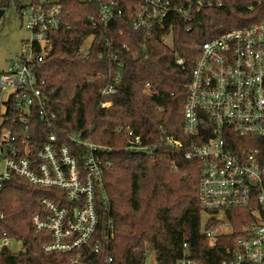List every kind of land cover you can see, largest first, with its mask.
Segmentation results:
<instances>
[{
	"label": "built area",
	"instance_id": "2783aa9c",
	"mask_svg": "<svg viewBox=\"0 0 264 264\" xmlns=\"http://www.w3.org/2000/svg\"><path fill=\"white\" fill-rule=\"evenodd\" d=\"M97 1L101 7L99 16L91 19L94 25L108 28L128 9L132 12L133 30L143 32L145 39L163 32V42L171 49L179 19L189 21L206 8L222 6V0ZM262 6L264 11V0ZM20 14L29 36L0 77V88L11 90L4 108L0 106V221L6 218V185L16 177L24 178L53 191L41 199V209L32 217L45 253L67 255L69 261L65 264H88L89 251L93 250L96 254H109L105 263L111 264L115 220L110 217L105 228H100V207L109 203L105 175L113 165L110 157L114 148L94 142L82 132L43 135L32 131L35 116L47 127L57 122V115L48 110L47 79L41 67L51 34L64 28L63 5L60 0H31L23 5ZM88 38L92 41L84 50ZM88 38L80 49L84 55L90 54L96 34ZM167 38H171L172 46L166 43ZM108 42L112 45L113 38H108ZM113 58L119 57L114 54ZM176 63L183 65L184 59L178 57ZM120 80L117 74L114 83L103 89V95L114 94ZM187 88L185 143L175 136L162 135L160 142L150 147L128 128L124 149L152 153L167 145L177 150L185 148L188 159H200L201 206L204 211L215 213L211 215L222 213L227 220L210 219L205 229L202 227V235L213 239L234 234L229 212L247 211L249 219L226 247L227 258L222 264H264L263 156L260 149L235 150L231 141L234 135L264 139V14L260 22L232 27L205 41ZM146 91L152 96L158 94L151 84H147ZM110 105L105 102L102 107ZM211 220L218 224L209 227ZM15 241L18 240L8 231L0 229V251ZM183 247L185 254L176 264H200L189 257L188 244Z\"/></svg>",
	"mask_w": 264,
	"mask_h": 264
},
{
	"label": "trees",
	"instance_id": "16d2710c",
	"mask_svg": "<svg viewBox=\"0 0 264 264\" xmlns=\"http://www.w3.org/2000/svg\"><path fill=\"white\" fill-rule=\"evenodd\" d=\"M64 9V28L51 34L49 49L41 71L47 79L45 93L48 110L57 115L53 127L35 116L33 133L67 135L82 132L92 141L114 148L112 167L105 175L109 203L100 207V228L110 217L115 220V239L111 242V264H144L145 253L153 247L157 264H176L188 254L200 264H222L226 247L238 236L249 219L247 211L229 212L234 234L207 239L202 235L200 174L203 162L186 158V149L160 146L155 152H131L127 129L152 147L162 135L175 136L185 143L184 110L188 84L202 44L232 27L249 26L263 19V0H222L198 13L192 20L179 19L174 30V49L163 42V32L145 39L133 30L130 10L110 27L94 25L101 4L97 0H60ZM12 0H0V9ZM23 5L19 4V11ZM190 27V31L187 28ZM96 34L91 52L80 49ZM108 38H113L110 45ZM118 55V60L113 55ZM181 57L184 64L176 63ZM121 80L114 94L102 91ZM147 84L158 90L149 95ZM110 102L108 107H102ZM120 129V130H119ZM163 130L165 134H163ZM235 150L260 149L264 164V139L233 136ZM36 144L35 146H37ZM53 191L16 177L3 192L6 218L1 231L23 241L25 248L0 251V264H65V254H47L40 244L41 234L32 225L41 199ZM215 214L214 212H208ZM218 224L211 220L209 227ZM109 254L89 251L88 264H106Z\"/></svg>",
	"mask_w": 264,
	"mask_h": 264
},
{
	"label": "rangeland",
	"instance_id": "374dc122",
	"mask_svg": "<svg viewBox=\"0 0 264 264\" xmlns=\"http://www.w3.org/2000/svg\"><path fill=\"white\" fill-rule=\"evenodd\" d=\"M31 0H12L11 6L7 8L5 14L0 18V73L5 71L8 67V62L14 58L20 51L23 41L29 36V32L24 25V20L19 11V4L27 5ZM92 38H88L84 44V50L88 49ZM166 43L172 46L171 38L166 39ZM1 82V79H0ZM11 95L10 89L0 88V106L4 108L5 102L8 101ZM6 132H3V136ZM1 154V149H0ZM3 171V162L0 161V173ZM216 218L220 221L226 222V218L219 213L214 216L204 211L202 212V227L205 229L208 221ZM230 231V227H226ZM10 249L13 252L24 251V244L19 241L12 243ZM158 255L153 247H150L147 255V260L144 264H157Z\"/></svg>",
	"mask_w": 264,
	"mask_h": 264
},
{
	"label": "water",
	"instance_id": "95a60500",
	"mask_svg": "<svg viewBox=\"0 0 264 264\" xmlns=\"http://www.w3.org/2000/svg\"><path fill=\"white\" fill-rule=\"evenodd\" d=\"M4 13H5V10H0V18L4 15Z\"/></svg>",
	"mask_w": 264,
	"mask_h": 264
},
{
	"label": "crops",
	"instance_id": "0c3cea01",
	"mask_svg": "<svg viewBox=\"0 0 264 264\" xmlns=\"http://www.w3.org/2000/svg\"><path fill=\"white\" fill-rule=\"evenodd\" d=\"M9 62H10V60H9ZM9 62H8V67H9ZM8 67H7V69H8ZM7 69H6V70H7ZM6 70H5V71H6ZM5 71H3L2 73H4ZM2 73H0V77H1Z\"/></svg>",
	"mask_w": 264,
	"mask_h": 264
}]
</instances>
